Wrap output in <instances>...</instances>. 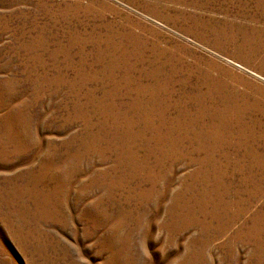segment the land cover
<instances>
[{
	"label": "rangeland",
	"instance_id": "1",
	"mask_svg": "<svg viewBox=\"0 0 264 264\" xmlns=\"http://www.w3.org/2000/svg\"><path fill=\"white\" fill-rule=\"evenodd\" d=\"M0 264H264V0H0Z\"/></svg>",
	"mask_w": 264,
	"mask_h": 264
}]
</instances>
